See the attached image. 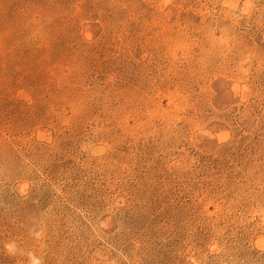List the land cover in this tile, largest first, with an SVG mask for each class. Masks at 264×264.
<instances>
[{
    "label": "rangeland",
    "instance_id": "obj_1",
    "mask_svg": "<svg viewBox=\"0 0 264 264\" xmlns=\"http://www.w3.org/2000/svg\"><path fill=\"white\" fill-rule=\"evenodd\" d=\"M0 264H264V0H0Z\"/></svg>",
    "mask_w": 264,
    "mask_h": 264
}]
</instances>
